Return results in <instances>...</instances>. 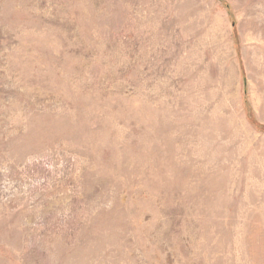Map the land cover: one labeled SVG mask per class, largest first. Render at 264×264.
<instances>
[{
  "label": "rangeland",
  "instance_id": "374dc122",
  "mask_svg": "<svg viewBox=\"0 0 264 264\" xmlns=\"http://www.w3.org/2000/svg\"><path fill=\"white\" fill-rule=\"evenodd\" d=\"M0 264H264V0H0Z\"/></svg>",
  "mask_w": 264,
  "mask_h": 264
}]
</instances>
